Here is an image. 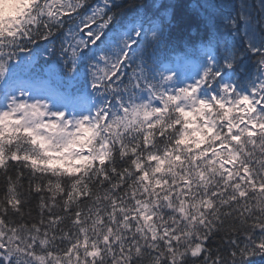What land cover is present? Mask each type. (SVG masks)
Wrapping results in <instances>:
<instances>
[{"label": "snow or ice", "instance_id": "1", "mask_svg": "<svg viewBox=\"0 0 264 264\" xmlns=\"http://www.w3.org/2000/svg\"><path fill=\"white\" fill-rule=\"evenodd\" d=\"M0 264H264V0H0Z\"/></svg>", "mask_w": 264, "mask_h": 264}, {"label": "trees", "instance_id": "2", "mask_svg": "<svg viewBox=\"0 0 264 264\" xmlns=\"http://www.w3.org/2000/svg\"><path fill=\"white\" fill-rule=\"evenodd\" d=\"M185 2L191 3V2H193V0H185Z\"/></svg>", "mask_w": 264, "mask_h": 264}]
</instances>
